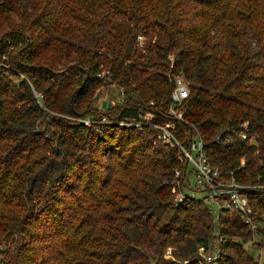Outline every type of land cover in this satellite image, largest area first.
I'll return each mask as SVG.
<instances>
[{"label": "trees", "instance_id": "obj_1", "mask_svg": "<svg viewBox=\"0 0 264 264\" xmlns=\"http://www.w3.org/2000/svg\"><path fill=\"white\" fill-rule=\"evenodd\" d=\"M180 75L176 138L264 187V0H0V264H197L216 238L219 264H255L240 212L178 198L186 166L154 126ZM113 84L123 105L97 113Z\"/></svg>", "mask_w": 264, "mask_h": 264}, {"label": "built area", "instance_id": "obj_2", "mask_svg": "<svg viewBox=\"0 0 264 264\" xmlns=\"http://www.w3.org/2000/svg\"><path fill=\"white\" fill-rule=\"evenodd\" d=\"M189 95L190 85L182 78L176 79L169 108V117L172 121L160 126H154L165 143L178 148L181 152L180 161L185 164L186 169L185 172H176V178H182L181 182L178 181L177 186L180 185V187L182 186L183 189H186V184H189L188 178L190 176L194 177L195 189L205 194V203L208 205L218 203L221 209L226 208L238 211L242 214L245 223L252 225L254 211L248 196L244 192L246 188L238 184L234 179L227 180L223 178L221 170L214 168L209 163L204 152L203 141L198 135L189 137L188 146H185L176 138L177 122L183 120L181 108ZM103 123H106V120ZM86 124L89 125V121H86ZM122 126H126L125 123H122ZM183 196L184 194L180 192L178 197L180 202L183 200ZM203 259L206 264H212L217 261V257L212 255L204 256Z\"/></svg>", "mask_w": 264, "mask_h": 264}, {"label": "rangeland", "instance_id": "obj_3", "mask_svg": "<svg viewBox=\"0 0 264 264\" xmlns=\"http://www.w3.org/2000/svg\"><path fill=\"white\" fill-rule=\"evenodd\" d=\"M24 20V18L22 19V21ZM20 18L12 16V20L11 23L8 24V26L2 30V31H11L13 29H17V27H15V24L20 23ZM25 32H27V34H31L32 30H28V28L24 29ZM7 31V32H8ZM139 41L141 42V46L144 45V43L146 42V39H139ZM178 78H182L184 79L185 82H187L189 84V82L187 81V79L180 75L175 77V81ZM190 85V84H189ZM95 104H94V108L96 110L97 113L105 115V116H114L115 111L117 110V108H119L118 106H122L124 103V92L116 85H110L108 87H105L103 89L97 90L95 92ZM104 103H106V107H104ZM107 118V117H104ZM147 120L150 119V115H146ZM106 120V125L112 126L114 124V122L109 121L108 119H104ZM103 120V122H104ZM148 123V122H147ZM112 124V125H111ZM117 124V123H116ZM148 125H150L148 123ZM159 133V132H158ZM189 183L191 186H189V184H186V186L188 188L191 189V191L187 190V189H182L180 191V185H178V191H180L183 194H191L193 195L195 198L197 199H204L205 194L202 192H199L195 189V179L194 177L190 176L189 178ZM181 182V179H180ZM246 190L249 192L250 190H262L264 189L263 185H248L245 184L244 185ZM180 192L178 193V197L180 196ZM209 208L212 212V215L215 219V222L217 223L218 221V217L221 211V206L218 203H211L209 205ZM250 226V233L252 234V236L250 237L249 240L245 241V245L244 248L245 250L253 257L255 264H263V260H264V215H259V214H255L254 212V216H253V223ZM222 242V240L219 239H215V250L211 251V252H207L205 251L203 248H201L198 252V255L196 256L197 258V264H206L204 262L203 257L204 256H216L217 257V261L215 263L212 264H219V260H220V251L218 250V245ZM173 249L169 248L166 252H165V258L166 260H171V261H177V259L175 258V256L172 254ZM177 263L179 264H190L191 261L190 260H179L177 261Z\"/></svg>", "mask_w": 264, "mask_h": 264}, {"label": "water", "instance_id": "obj_4", "mask_svg": "<svg viewBox=\"0 0 264 264\" xmlns=\"http://www.w3.org/2000/svg\"><path fill=\"white\" fill-rule=\"evenodd\" d=\"M104 107H106V103H104Z\"/></svg>", "mask_w": 264, "mask_h": 264}]
</instances>
